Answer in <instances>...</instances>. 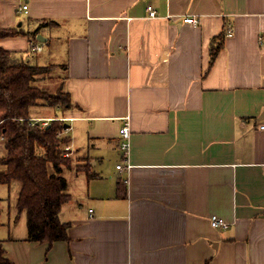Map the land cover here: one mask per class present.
<instances>
[{
	"label": "crops",
	"instance_id": "crops-1",
	"mask_svg": "<svg viewBox=\"0 0 264 264\" xmlns=\"http://www.w3.org/2000/svg\"><path fill=\"white\" fill-rule=\"evenodd\" d=\"M0 27L30 63L58 52L75 153L67 240L29 241L20 183H0L11 264H264V0H0Z\"/></svg>",
	"mask_w": 264,
	"mask_h": 264
},
{
	"label": "trees",
	"instance_id": "trees-1",
	"mask_svg": "<svg viewBox=\"0 0 264 264\" xmlns=\"http://www.w3.org/2000/svg\"><path fill=\"white\" fill-rule=\"evenodd\" d=\"M16 28L0 27V38L14 36ZM222 36V35H221ZM221 36H218L220 40ZM35 39V38H34ZM220 41L212 50V58L220 49ZM63 65L30 63L15 52L0 46V134L3 136L6 154L0 158L4 167L0 171V183H20L16 201L17 215L26 214V238L29 241L47 242L68 239L69 223L62 221L59 212L69 199L68 181L62 174L64 167H72V157L63 155L70 138L57 132L63 130L64 121L58 114L42 126L34 120L35 107H72L63 85ZM61 77L57 87H47L39 82L44 76ZM89 161L75 165L87 176ZM1 212V207H0ZM0 264H11L0 243Z\"/></svg>",
	"mask_w": 264,
	"mask_h": 264
},
{
	"label": "built area",
	"instance_id": "built-area-1",
	"mask_svg": "<svg viewBox=\"0 0 264 264\" xmlns=\"http://www.w3.org/2000/svg\"><path fill=\"white\" fill-rule=\"evenodd\" d=\"M26 5L23 6V9H26ZM146 10H147V15L149 17H155L157 15V11L156 9L151 5V4H147L146 6ZM184 22L187 23H192V24H196L198 22V19L196 17L193 16H186L183 18ZM227 34H230V29H228ZM35 49L38 50L40 49L39 46H35ZM36 121H39L40 119H34ZM49 120V119H47ZM48 124V122H45L44 125ZM260 127L262 129H264V124L260 125ZM65 131V128H63V130H59L57 132V135L60 137L63 135ZM119 136H120V150L123 154V156L125 157V159H127V155H128V150H129V146H130V126H129V122L128 120H126V122L119 128ZM0 138L2 139L3 136L0 134ZM72 150L70 149L69 145L64 146V152L63 155L65 157H71L72 155ZM116 167L118 169H121L123 167V165L121 163H118L116 165ZM126 167H130L129 163L126 164ZM210 224L212 227L214 228H227L229 226V223L226 222L225 220L216 217V216H211L210 218Z\"/></svg>",
	"mask_w": 264,
	"mask_h": 264
},
{
	"label": "rangeland",
	"instance_id": "rangeland-1",
	"mask_svg": "<svg viewBox=\"0 0 264 264\" xmlns=\"http://www.w3.org/2000/svg\"><path fill=\"white\" fill-rule=\"evenodd\" d=\"M54 52L58 53L56 50H54L52 48V46H47L45 48V50L42 51V52H36V54L39 53L41 55V58H42V60L39 63L40 64H47L49 62H58L59 61L58 60V57L53 54ZM40 55H37V56H40ZM32 63H34V62H32ZM53 75H55V76H52V75L51 76H44V79H41L39 83L41 85H45L47 87H53V88L54 87H57L62 80H61V77L60 76H57L56 74H53ZM60 109H61L60 107L51 108V107H48V106L35 107L34 110H33V113L35 115H38V116L44 115L39 120L40 123H41V125L44 126V123L45 122H49L50 121V120H47L46 117L52 118V116L55 115V113L56 114L57 113L59 114V118L62 116V111ZM5 152H6V150H5L4 144H3V142L0 139V156H2L3 154H5ZM74 155H75V153L73 152L72 155H71V157H74ZM72 159H74V158H72ZM1 168H2V165H0V169ZM15 183H17V182H15ZM0 189H1L0 191L5 192L4 189H6V187L5 186H2V184H0ZM25 223H24V226L25 227L23 226L24 227V234L27 231V227H26V224ZM19 230H20V228H19Z\"/></svg>",
	"mask_w": 264,
	"mask_h": 264
},
{
	"label": "water",
	"instance_id": "water-1",
	"mask_svg": "<svg viewBox=\"0 0 264 264\" xmlns=\"http://www.w3.org/2000/svg\"><path fill=\"white\" fill-rule=\"evenodd\" d=\"M37 39L44 41L45 40V37H43L42 35L38 34L37 35ZM65 127H67V126L65 125Z\"/></svg>",
	"mask_w": 264,
	"mask_h": 264
}]
</instances>
